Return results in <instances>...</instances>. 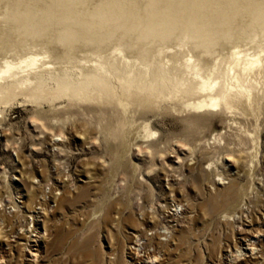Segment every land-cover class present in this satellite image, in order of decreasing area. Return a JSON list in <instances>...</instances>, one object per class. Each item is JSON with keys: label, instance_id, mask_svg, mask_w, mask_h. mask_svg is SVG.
Wrapping results in <instances>:
<instances>
[{"label": "rangeland", "instance_id": "374dc122", "mask_svg": "<svg viewBox=\"0 0 264 264\" xmlns=\"http://www.w3.org/2000/svg\"><path fill=\"white\" fill-rule=\"evenodd\" d=\"M190 1L83 0L99 46L69 15L56 41L50 0H0V264H264V0ZM156 10L184 32L127 35Z\"/></svg>", "mask_w": 264, "mask_h": 264}, {"label": "bare ground", "instance_id": "6f19581e", "mask_svg": "<svg viewBox=\"0 0 264 264\" xmlns=\"http://www.w3.org/2000/svg\"><path fill=\"white\" fill-rule=\"evenodd\" d=\"M3 1H5V0H3ZM82 1L83 0H50L51 4L53 6V10L56 9L54 11L58 12L59 15L56 13V15H55L56 18L54 19V23L58 26V29L51 30L49 33L51 34V36H54L56 41L58 40V42L63 43V41H61L60 39H57V37H61L62 36V32L70 29V28H67V27L63 26L64 16L65 15H69L70 19L74 20L73 23L77 22L78 25H80V28H81V30H80L81 33L80 34L82 35V37L85 40H89L91 42V44L92 43H96L99 46L105 45V43L102 41V39H105V38L110 37L111 35H114V33L109 32L112 29V26H107V25H104L101 22L97 21V18L94 15L92 16V14L89 13V12H88V14H90V15H86L87 16L86 19L88 20L87 24H85L84 22L81 23L79 21V19L75 16V12L76 11H74V8H76V6L79 5V3H81ZM202 2L203 1H200V0H191L190 3H188L189 4L188 6L194 8L195 11H196V10H198V6L203 4ZM69 3H71V6L69 5ZM14 5H16V3ZM109 8H110V6H108L106 8V10L108 12H112V11H115V10L116 11H121L123 13V16H124V21H129L131 16H132L130 10L129 11H124L123 8L118 3L113 4V7H112L111 10H108ZM63 9H65V10L61 11ZM157 11L158 10H156V14L157 15L155 14L154 18L152 17V19H151V17H150L146 23H144L142 26H140L141 30H143V31H139L138 29H136V28H140L139 26H137L136 28H133L132 30H130L127 33V35H131L133 33L134 34L136 33V34L139 35V39L141 41H143V42H151L149 40H152V42H154V41H157V40L161 39L163 35H166L167 40H173V39L177 38L175 36L179 37L180 33L184 32V31L182 32V27H183L182 24L183 23H182L181 18L174 17V16L170 17L171 15H169L167 13H165V14H164V12H158L157 13ZM196 12H198V11H196ZM71 14H74V15L71 16ZM36 15L37 14H36L35 11H30L27 15H25V14L19 12L18 8H17V10L15 9L14 14L11 16V18H13L15 21H17V23L20 26L25 28V27H27L28 23L31 22L36 17ZM208 16H207V18L209 19V21L211 22L212 25L204 26L203 23H202L203 20H201V17H199L198 15L195 14V17L193 18L192 22H190V24H188V26L195 33L196 38L198 39L197 40L198 41V45L201 44L203 47H206L209 50L210 46L214 47V45L216 46V44L218 42H220L219 41L220 29L221 28H225V25L223 27V24L219 23V22H221V23L223 22L222 21L223 18L219 17V15H217L214 11H210ZM61 23H62V26H59V24H61ZM70 27H72V26H70ZM118 28H120L119 25H118ZM123 28L121 29L119 35L126 36V35H123L121 33V32H124ZM27 29L28 28H25V30H24L25 34H28V32H29V30H27ZM54 31H55V33H52ZM45 33L46 32H43V33H41L39 35L37 33L36 34L39 37H42V36L45 35ZM65 35H67V34L65 33ZM65 43L68 44V45H72V43L69 42V41H65ZM37 62H38V59L33 57V58L30 59V61L28 63H26V61H23L20 64L22 65V63H26L27 67H28V66L36 65ZM6 64H7V70L3 71V73H7L12 68L16 67L15 64H11V63H6ZM100 68L101 67H99L97 69H100ZM12 77H14V78L17 77L18 78V76H16V74H12ZM34 78L39 81V80L44 79L45 76H44L43 72H40V73H36ZM11 80H13V79H11ZM206 80L207 79H205V82H204V85H205L206 88L215 86V84L210 85V83L208 81H206ZM27 81H25V82H27ZM28 83H30V82H28ZM17 84H18L17 81H15V82L11 81V82H9V83H7L5 85L4 84L2 86L0 85L1 86L0 89H2L3 91H7L10 87L16 86ZM5 93H7V92H5ZM218 101H219V98L215 99V102L213 103V107H217L219 105ZM226 105H229V104L226 103ZM39 239H40V237H39ZM36 242H39V240H36ZM32 256L35 257L36 255L33 254ZM148 261H150V259Z\"/></svg>", "mask_w": 264, "mask_h": 264}, {"label": "built area", "instance_id": "2783aa9c", "mask_svg": "<svg viewBox=\"0 0 264 264\" xmlns=\"http://www.w3.org/2000/svg\"><path fill=\"white\" fill-rule=\"evenodd\" d=\"M36 213H37L35 217L36 220H33V221L38 223L40 221L41 215H43V212L37 211Z\"/></svg>", "mask_w": 264, "mask_h": 264}]
</instances>
